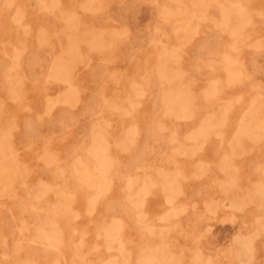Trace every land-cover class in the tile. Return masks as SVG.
<instances>
[{"label": "rangeland", "instance_id": "obj_1", "mask_svg": "<svg viewBox=\"0 0 264 264\" xmlns=\"http://www.w3.org/2000/svg\"><path fill=\"white\" fill-rule=\"evenodd\" d=\"M252 261L264 0H0V264Z\"/></svg>", "mask_w": 264, "mask_h": 264}, {"label": "bare ground", "instance_id": "obj_2", "mask_svg": "<svg viewBox=\"0 0 264 264\" xmlns=\"http://www.w3.org/2000/svg\"><path fill=\"white\" fill-rule=\"evenodd\" d=\"M161 39H163V38H161ZM26 47H27V46H26ZM117 68H119V67H117ZM121 68H122V66H121ZM228 70H229V69H228ZM13 72H14V71H13ZM14 75H15V74H14ZM12 76H13V75H12ZM179 89H181V88H179ZM180 92H182V91H180ZM178 93H179V92H178ZM178 96H179V95H178ZM182 96H183V94H182ZM182 96H181V97H182ZM184 96H186V95H184ZM185 101H186V100H185ZM185 101H184V103H186ZM17 103H18V102H17ZM17 103H16V104H17ZM182 104H183V103H182ZM192 104H193V103H192ZM179 105H180V104H179ZM175 107H176V106H175ZM188 108H189V107H188ZM191 109H192V108H191ZM129 112H130V111H129ZM221 113H222V111H221ZM193 114H194V113H193ZM210 114H211V113H210ZM212 114H213V113H212ZM252 114H253V113H252ZM254 114H255V113H254ZM41 115H42V114H41ZM40 117H41V116H40ZM248 120H249V119H248ZM211 121H212V120H211ZM212 123H213V122H212ZM212 123H211V124H212ZM215 123H216V122H215ZM208 124H209V123H208ZM207 126H208V125H207ZM243 126H244V125H243ZM44 130H45V129H44ZM200 130H201V129H200ZM207 131H208V130H207ZM190 132H191V131H190ZM202 135H204V134H202ZM100 137H101V136H100ZM99 140L102 141L100 138H99ZM99 140H98V141H99ZM96 141H97V140H96ZM96 141H95V142H96ZM101 148H102V147H101ZM105 149H107V148H105ZM83 161H84V160H83ZM228 162H229V161H228ZM230 170H231V169H230ZM199 171H200V170H199ZM163 173H164V171H163ZM197 173H198V172H197ZM226 174H227V173H226ZM228 174H229V173H228ZM184 175H185V174H184ZM197 175H198V174H197ZM169 176H170V175H169ZM182 176H183V175H182ZM198 176H200V175H198ZM200 177H201V176H200ZM198 178H199V177H198ZM224 178H225V177H224ZM229 178H230V177H229ZM168 179H169V178H168ZM168 179H167V181H170V180H168ZM230 179H231V178H230ZM184 180H185V179H184ZM223 180H224V179H223ZM227 181H229V180L227 179ZM176 182L178 183L179 180L176 181ZM260 182H261V181H260ZM100 183H101V182H100ZM165 184H166V183H165ZM225 184H226V183H225ZM177 185H179V184H177ZM261 185H262V184H261ZM164 186H166V185H164ZM174 186H175V185H174ZM225 186H226V185H225ZM225 186H223V187H225ZM172 187H173V186H172ZM167 188H168V187H167ZM169 188H170V186H169ZM169 188H168V189H169ZM174 188H176V187H174ZM227 188H229V186H228ZM231 188H233V187H231ZM231 188H230V189H231ZM146 189H147V188H146ZM225 189H226V188H224L223 190H225ZM229 191H230V190H229ZM165 192H166V191H165ZM71 193H72V192H71ZM167 193H168V192H167ZM172 193H173V192H172ZM138 194H139V193H138ZM146 195H147V194H146ZM241 197H242V199H243V196H241ZM249 197H250V194H249ZM249 197H248V198H249ZM244 198H245V197H244ZM237 200H238V199H237ZM249 200H251V199H249ZM213 201H214V200H213ZM215 201H216V200H215ZM217 201H218V200H217ZM229 201H230V200H229ZM232 202H233V200H232ZM234 202H235V200H234ZM234 202H233V204H234ZM208 203H209V202H208ZM213 203H214V202H213ZM223 203H224V202H223ZM229 203H230V202H229ZM238 203H239V202H238ZM244 203L246 204V201H245ZM210 204H211V203H210ZM225 205H226V204H225ZM227 205H228V204H227ZM227 205H226V207L230 206L231 204L228 205V206H227ZM239 205H240V204H239ZM243 205H244V204H243ZM206 206L208 207V205H206ZM235 206L238 207L237 205H235ZM219 207H220V206H219ZM232 207H233V205H231V208H232ZM245 207H246V206H245ZM185 208H186V207H185ZM242 208H243V207H242ZM214 209H215V208H214ZM217 209H218V208H217ZM232 209H234V208H232ZM209 210H210V209L208 208V211H209ZM213 211H214V210H213ZM213 211L210 210L209 212L212 213ZM236 211H237V209H236ZM144 213H145V212H144ZM142 215H143V214H142ZM215 215H216V214H215ZM143 216H144V215H143ZM165 219H166V218H165ZM211 220H212V219H211ZM222 221H223V223H224V220H222ZM238 221H239V220H238ZM217 222H218V221H217ZM233 222H234V221H233ZM233 222H232V223H233ZM214 224H215V223H214ZM220 224H221V223H220ZM229 224H231V223H229ZM237 224H238V223H237ZM216 225H217V224H216ZM209 227H210V229L212 228L211 226H209ZM26 228H27V227H26ZM208 230H209V229H208ZM231 230H232V229H231ZM239 231H240V230H239ZM21 232H22V231H21ZM202 233H203V232H202ZM216 234H217V233H216ZM225 234H226V233H225ZM252 234H253V233H252ZM216 237H217V236H216ZM219 239H220V238H219ZM221 239H222V238H221ZM244 239H245V238H244ZM116 240H117V239H116ZM253 240H254V239H253ZM249 241H250V240H249ZM108 242H109V241H108ZM246 243H247V242H246ZM6 244H7V243H6ZM168 244H169V243H168ZM19 246H20V245H19ZM110 247H111V246H110ZM112 248H113V247H112ZM156 250H157V249H156ZM244 253H245V252H244ZM239 254H240V253H239ZM237 255H238V254H237ZM249 257H250V256H249ZM247 258H248V255H247ZM239 260L241 261V259H239ZM248 260H250V258H249ZM246 262H247V261H246ZM252 264H253V261H252Z\"/></svg>", "mask_w": 264, "mask_h": 264}]
</instances>
